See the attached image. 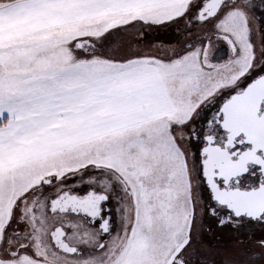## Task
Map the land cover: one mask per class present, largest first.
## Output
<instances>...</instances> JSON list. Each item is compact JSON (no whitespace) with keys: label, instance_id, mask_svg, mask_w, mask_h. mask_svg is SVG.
Segmentation results:
<instances>
[{"label":"snow or ice","instance_id":"1","mask_svg":"<svg viewBox=\"0 0 264 264\" xmlns=\"http://www.w3.org/2000/svg\"><path fill=\"white\" fill-rule=\"evenodd\" d=\"M0 264H264V0H0Z\"/></svg>","mask_w":264,"mask_h":264}]
</instances>
